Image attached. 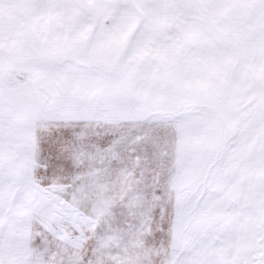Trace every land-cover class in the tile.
Here are the masks:
<instances>
[{
	"label": "snow or ice",
	"instance_id": "6c2138e0",
	"mask_svg": "<svg viewBox=\"0 0 264 264\" xmlns=\"http://www.w3.org/2000/svg\"><path fill=\"white\" fill-rule=\"evenodd\" d=\"M0 264H264V0H0Z\"/></svg>",
	"mask_w": 264,
	"mask_h": 264
}]
</instances>
